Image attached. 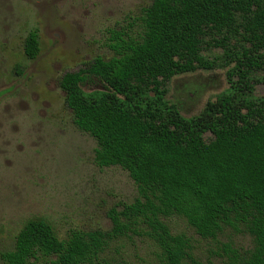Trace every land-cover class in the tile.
I'll list each match as a JSON object with an SVG mask.
<instances>
[{
    "label": "trees",
    "instance_id": "trees-1",
    "mask_svg": "<svg viewBox=\"0 0 264 264\" xmlns=\"http://www.w3.org/2000/svg\"><path fill=\"white\" fill-rule=\"evenodd\" d=\"M133 24V33L107 31L110 57L96 56L59 81L74 126L96 143L94 164L127 172L133 201L108 210L107 230L73 229L59 238L47 221L29 220L13 247L0 251V264H127L136 239L147 264H212L199 257L200 241L216 246L225 228L238 227L251 247L221 244L219 257L264 264V95L254 97L251 77L262 73L264 84V0H152ZM209 36L220 37L212 46L235 64L229 87L185 118L166 103L165 84L214 68L201 55ZM38 52L31 31L24 54L31 60ZM90 77L105 90L85 93Z\"/></svg>",
    "mask_w": 264,
    "mask_h": 264
},
{
    "label": "rangeland",
    "instance_id": "rangeland-1",
    "mask_svg": "<svg viewBox=\"0 0 264 264\" xmlns=\"http://www.w3.org/2000/svg\"><path fill=\"white\" fill-rule=\"evenodd\" d=\"M151 2L0 0V251L13 247L29 220L47 221L59 238L73 229L107 230L108 210L133 201L136 188L127 172L94 164L96 143L74 126L59 81L96 56L110 57L107 31L124 27L135 32L133 21ZM31 31L37 32L39 52L30 60L24 40ZM213 37L220 39L205 37L201 51L213 69L178 74L165 84L166 103L185 118L197 116L229 87L227 73L235 64L212 46ZM229 44L238 52L239 38ZM251 77L256 81L253 95L260 98L262 73ZM81 89L104 91L105 85L90 77ZM211 138L203 134L204 141ZM218 239L216 246L200 241L202 261L226 264V257H219L221 244L238 252L251 247L239 227L225 228ZM134 242L124 254L129 255L127 264H147L145 245L140 239Z\"/></svg>",
    "mask_w": 264,
    "mask_h": 264
}]
</instances>
